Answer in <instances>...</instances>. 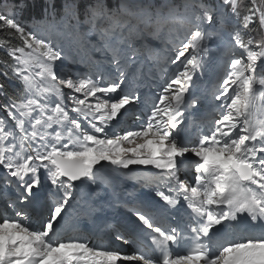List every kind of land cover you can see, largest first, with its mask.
<instances>
[{"label":"snow or ice","instance_id":"1","mask_svg":"<svg viewBox=\"0 0 264 264\" xmlns=\"http://www.w3.org/2000/svg\"><path fill=\"white\" fill-rule=\"evenodd\" d=\"M56 6L43 0L44 36L16 17L28 0H0V30L21 41L0 39L13 61L0 75L18 85L8 95L0 83V264H264V34L250 27L264 33V0H61L58 18ZM214 50L223 76L196 95ZM64 60L82 69L65 75ZM157 79L146 124L109 133ZM207 97L211 110L186 123ZM120 203L132 218L108 232L150 238L147 249L124 254L58 227ZM172 212L175 226H159ZM243 219L259 231H235Z\"/></svg>","mask_w":264,"mask_h":264},{"label":"rangeland","instance_id":"2","mask_svg":"<svg viewBox=\"0 0 264 264\" xmlns=\"http://www.w3.org/2000/svg\"><path fill=\"white\" fill-rule=\"evenodd\" d=\"M39 1H41V0H28V2H30V3L31 2L37 3ZM245 3H249V0H244V4ZM21 24L30 25L38 35H44L43 33H41L39 27L32 22H23L22 21ZM256 28H258V26ZM256 28L253 29L251 27V29L254 31V34L256 35V37L259 38V36L261 34H264V33H260V31L258 29L256 30ZM46 34L47 33H45L44 36L48 35V34L47 35ZM213 41L214 40L210 41V43H212ZM212 46L214 49L217 48V44H212ZM218 55H219V53L214 50L213 56L215 57V59H217L216 61H218ZM94 57L99 58V55L98 56L95 55ZM142 59H144L146 65L149 64L146 57H142ZM209 65L210 66H208L205 76L203 77L202 80L199 81L200 87H199L198 91L196 92V95H200V93L204 90L205 84H208L211 81L216 80L217 77L223 76L222 62H220V61L216 62V70L212 69L211 62ZM63 69H64L65 75H67V74H69L70 70L71 71L80 70V69H82V66H78L76 64H73L70 60H64L63 61ZM161 75H163V74H161ZM169 78H171V74H169ZM163 83H164V80L157 79L155 81V83H153L152 81L149 80L147 83V86H144L142 84L140 86V90H139L140 101L138 103H135V104L127 107L129 115L127 117L123 118L120 122L113 124L112 127L108 129L109 133L116 132V133L122 135L124 131L136 130L139 127H142L144 124H146L145 112L150 113V107H148L146 109L145 105L147 104L150 106L154 103V101L158 100V92H159L160 88L157 87L156 85H160L162 87ZM130 86L131 85H126L125 87H130ZM190 112L192 113V119L193 120H199V119H201L202 116H204V114H202V112L200 110V106L195 110H190ZM5 118H7L6 115H5ZM102 163H105V162H102ZM102 175H104V174H102ZM105 175H111V173H109V172H107V170H105ZM139 175H140V177L143 176L142 173H139ZM137 179H125L123 181V183L125 184L126 182H129V181L137 183ZM8 190H12V189L8 188L7 191ZM0 191H3V189H0ZM120 200L123 201L124 197L121 196ZM5 206H6V199L0 198V208H3ZM32 222L35 223V221H33V220H32ZM159 225H160V223H159ZM75 235H78V234H75ZM95 242L101 243L99 241H95Z\"/></svg>","mask_w":264,"mask_h":264},{"label":"bare ground","instance_id":"3","mask_svg":"<svg viewBox=\"0 0 264 264\" xmlns=\"http://www.w3.org/2000/svg\"><path fill=\"white\" fill-rule=\"evenodd\" d=\"M41 2L43 3V0H41ZM109 3H111V0H109ZM60 4H61V0H56V5H57V6H56L57 18L59 17V13H60ZM41 9H42V8H41ZM41 9H36V8H33V7H31V6L29 5V7H28L27 9H25V10L22 11L23 14H24V20H23V22H32V23H34L35 25H37V26L39 27L41 33H43V34H45V33L49 34V33L53 32V31H50V30H49V26H48L47 21H45L43 18L38 17V16L35 15V12H38L39 14L44 15V13L41 11ZM50 11H51V10H50ZM30 12H32V14H29ZM64 47H65V52H66L67 54L71 55V52L69 51V47H68V43H67V41H65V43H64ZM95 54H96V53H92L93 56H95ZM127 107H128V106H127ZM127 111H128V110H127ZM127 111L122 110V113H123V114L120 116L118 122H120V121L122 120V118H123V116H124V112H127ZM0 114H1V116L4 117V118H5V115H6V117H7V112L4 111V110L1 109V108H0ZM5 119H7V118H5ZM115 124H116V123H115ZM131 167H132L133 169H140L142 166L134 165V166H131ZM102 173L104 174V173H105V170H102V171H101V174H102ZM133 173H135V172H133ZM136 173H141V172L136 171ZM13 197H14V196H13ZM8 214H10V216H11V215H14V213H13L11 210H9V213H8ZM167 217H169V214H167V215L164 217V219H166ZM114 220H115L116 223H117V222L122 223V222H129L131 219H130L129 217H126V218H123V217H117V218H115ZM162 220H163V219H162ZM64 226H65V224H64V225H60V226H58V227L63 228ZM92 234H93V233H92ZM88 238L91 239V242H92V244H94V245L108 244V243H97V242L93 241L91 237H88ZM108 245H109V244H108ZM136 245H137V242L133 241L129 246H118V247H115V248H116V250H119V251H121L122 253H125V252H128V250L131 249V246L134 247V248H138V246H136ZM131 254H133V253H131Z\"/></svg>","mask_w":264,"mask_h":264},{"label":"trees","instance_id":"4","mask_svg":"<svg viewBox=\"0 0 264 264\" xmlns=\"http://www.w3.org/2000/svg\"><path fill=\"white\" fill-rule=\"evenodd\" d=\"M205 1L207 3H213V4L215 3V0H205ZM9 2L11 3V0H9ZM28 3L31 7L36 8V9H41L43 6V3L41 1H39L37 3H34V2H31V3L28 2ZM247 6H248V3H245L244 7L246 8ZM16 12H17L16 13L17 19L21 23L24 20V14L19 9H17ZM29 14H32V12H30ZM35 15L38 17H41V18H43V16H44V15L39 14L38 12H35ZM48 26H49V24H48ZM257 26H258V24L251 25V27L253 29L256 28ZM257 29L259 30V28H256V30ZM49 30L53 31L50 26H49ZM0 39L8 40L9 46H12V47L19 46L21 44V41L18 38L8 37L7 34L5 33V31H3V30H0ZM5 63L11 64V63H13V61L7 53V49L5 47H0V68H3ZM0 83L4 84L5 90L8 93V95H16L17 94L18 85H16L14 82L7 81V80H5V78L2 75H0ZM3 102H4L3 98H0V104H2Z\"/></svg>","mask_w":264,"mask_h":264}]
</instances>
